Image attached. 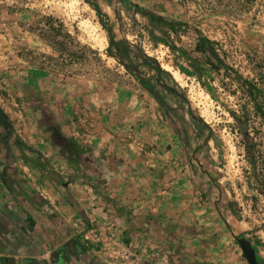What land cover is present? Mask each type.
Wrapping results in <instances>:
<instances>
[{"label":"rangeland","instance_id":"rangeland-1","mask_svg":"<svg viewBox=\"0 0 264 264\" xmlns=\"http://www.w3.org/2000/svg\"><path fill=\"white\" fill-rule=\"evenodd\" d=\"M246 81L264 101V0H0V177L95 173L92 147L132 129L178 177L161 184L165 236L198 264H247L243 237L264 263V169L245 151L264 152V103Z\"/></svg>","mask_w":264,"mask_h":264},{"label":"crops","instance_id":"crops-1","mask_svg":"<svg viewBox=\"0 0 264 264\" xmlns=\"http://www.w3.org/2000/svg\"><path fill=\"white\" fill-rule=\"evenodd\" d=\"M132 132L112 127L92 147L95 173L0 177V264H198L163 229L177 230L178 211L161 184L178 177L160 176L159 155Z\"/></svg>","mask_w":264,"mask_h":264},{"label":"trees","instance_id":"trees-1","mask_svg":"<svg viewBox=\"0 0 264 264\" xmlns=\"http://www.w3.org/2000/svg\"><path fill=\"white\" fill-rule=\"evenodd\" d=\"M91 6L95 10L96 14L99 17H101V12H100L98 6L95 5V4H91ZM134 7L137 8V9L139 8L137 5H134ZM140 10H143L144 14L148 17V19L150 20L151 23H162L163 22V19H161L158 16H155L153 13H150L149 11H145L144 9H140ZM105 31L107 32L108 42H109V46H108V49H107L106 52H107L108 56H111L110 49L112 47H114V46H117V45H116V42L114 41V35L112 33V30L110 28H105ZM209 45H210V42L207 39L202 38V37H200L198 39L197 48L200 51L207 52L211 57H213L216 60V62H221L218 59V56H217L216 52L214 51V49L211 46H209ZM113 57H116L118 60H120V57H118L117 55H114ZM120 62H121V64H123L122 61H120ZM152 66H153V69L158 74L163 72V70L160 67H156L154 65H152ZM245 84H246L245 85V89H246L247 93L253 99L252 101H253V103L255 105V110L263 112V110H262V102L264 103V101H260L258 99L259 98L258 94L260 93L258 87L256 85H254L252 82H249V81H246ZM144 87L147 90L151 89L147 84ZM152 96L155 98V100H157V102L159 103V105L161 107L164 106L155 95H152ZM0 125H5L4 115H3L1 110H0ZM243 135L247 136L246 133H243ZM256 148H257L256 140H253V141H250V142L247 141V143L245 144V151H246V153L249 156L248 157L249 160L252 163H256V164L260 163L261 166H262V169H264V152L263 151H259ZM262 176H264V175L262 174ZM259 264H264V263H259Z\"/></svg>","mask_w":264,"mask_h":264},{"label":"water","instance_id":"water-1","mask_svg":"<svg viewBox=\"0 0 264 264\" xmlns=\"http://www.w3.org/2000/svg\"><path fill=\"white\" fill-rule=\"evenodd\" d=\"M236 241L247 264H258L256 253L251 242L243 237L237 238Z\"/></svg>","mask_w":264,"mask_h":264},{"label":"built area","instance_id":"built-area-1","mask_svg":"<svg viewBox=\"0 0 264 264\" xmlns=\"http://www.w3.org/2000/svg\"><path fill=\"white\" fill-rule=\"evenodd\" d=\"M118 258L122 259L123 261L129 260V256L126 253H124L123 255H119Z\"/></svg>","mask_w":264,"mask_h":264}]
</instances>
